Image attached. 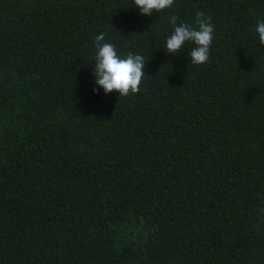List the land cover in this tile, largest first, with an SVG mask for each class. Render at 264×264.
Segmentation results:
<instances>
[{
    "label": "trees",
    "instance_id": "16d2710c",
    "mask_svg": "<svg viewBox=\"0 0 264 264\" xmlns=\"http://www.w3.org/2000/svg\"><path fill=\"white\" fill-rule=\"evenodd\" d=\"M211 15L209 60L177 23ZM264 0H0V264H264ZM145 57L94 83V38ZM96 91H93V89Z\"/></svg>",
    "mask_w": 264,
    "mask_h": 264
},
{
    "label": "clouds",
    "instance_id": "9594fccd",
    "mask_svg": "<svg viewBox=\"0 0 264 264\" xmlns=\"http://www.w3.org/2000/svg\"><path fill=\"white\" fill-rule=\"evenodd\" d=\"M174 0H134L135 7L141 14L152 15L172 7ZM210 14L202 11L195 13L193 23H177L178 17L171 15L168 22L172 25L170 35L166 37L165 50L176 54L186 43L194 45L190 48V62L193 65L205 64L209 60L210 46L213 40L214 27ZM260 46H264V20L255 25ZM106 33L101 32L94 38V83L103 88L105 94L116 91L119 96L127 97L140 91V84L145 76V57L142 54L128 52L117 54L114 44L105 41ZM93 91H96L94 88Z\"/></svg>",
    "mask_w": 264,
    "mask_h": 264
}]
</instances>
